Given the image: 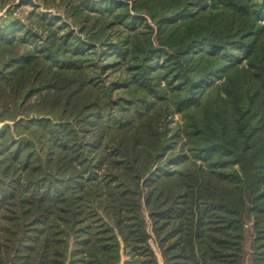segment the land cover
Instances as JSON below:
<instances>
[{
  "label": "trees",
  "instance_id": "16d2710c",
  "mask_svg": "<svg viewBox=\"0 0 264 264\" xmlns=\"http://www.w3.org/2000/svg\"><path fill=\"white\" fill-rule=\"evenodd\" d=\"M16 1L0 264H264V0Z\"/></svg>",
  "mask_w": 264,
  "mask_h": 264
},
{
  "label": "rangeland",
  "instance_id": "374dc122",
  "mask_svg": "<svg viewBox=\"0 0 264 264\" xmlns=\"http://www.w3.org/2000/svg\"><path fill=\"white\" fill-rule=\"evenodd\" d=\"M18 1L19 0H17L15 3H18ZM31 9H33L31 4H23L19 9L16 10L15 13H16V15L25 16L28 14V12ZM40 10L45 11V9H43L42 7H40ZM55 13H56V15L58 14V12H55ZM3 18H5L6 20L8 19L7 13H6V8H4V9L0 8V20H3ZM250 242H251V238L248 234L246 237V242H245V253H246V255H245V263L244 264H251L250 259H249ZM152 245L157 252L160 264H163L162 257H161V254H160L158 247L156 246V244L154 242H152Z\"/></svg>",
  "mask_w": 264,
  "mask_h": 264
}]
</instances>
